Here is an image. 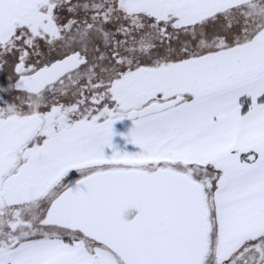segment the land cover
I'll return each instance as SVG.
<instances>
[{
    "label": "snow or ice",
    "instance_id": "1",
    "mask_svg": "<svg viewBox=\"0 0 264 264\" xmlns=\"http://www.w3.org/2000/svg\"><path fill=\"white\" fill-rule=\"evenodd\" d=\"M0 264H264V0H0Z\"/></svg>",
    "mask_w": 264,
    "mask_h": 264
},
{
    "label": "rangeland",
    "instance_id": "2",
    "mask_svg": "<svg viewBox=\"0 0 264 264\" xmlns=\"http://www.w3.org/2000/svg\"><path fill=\"white\" fill-rule=\"evenodd\" d=\"M129 125H130V121H127L126 118H125V122H120V121L115 122L114 127L117 130V134L114 135L113 140L118 145L122 147H127L129 150H131L133 146L130 144L125 145L124 142H120L122 140V136L119 135L120 132H125Z\"/></svg>",
    "mask_w": 264,
    "mask_h": 264
},
{
    "label": "crops",
    "instance_id": "3",
    "mask_svg": "<svg viewBox=\"0 0 264 264\" xmlns=\"http://www.w3.org/2000/svg\"><path fill=\"white\" fill-rule=\"evenodd\" d=\"M117 140H118V139H117ZM120 142H124L123 137H122V140H121Z\"/></svg>",
    "mask_w": 264,
    "mask_h": 264
}]
</instances>
